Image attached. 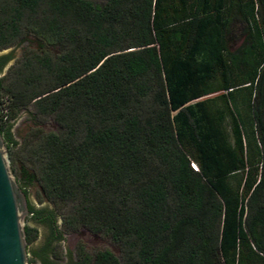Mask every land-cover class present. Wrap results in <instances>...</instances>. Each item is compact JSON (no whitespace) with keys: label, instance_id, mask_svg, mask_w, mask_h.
I'll use <instances>...</instances> for the list:
<instances>
[{"label":"trees","instance_id":"1","mask_svg":"<svg viewBox=\"0 0 264 264\" xmlns=\"http://www.w3.org/2000/svg\"><path fill=\"white\" fill-rule=\"evenodd\" d=\"M28 36L42 51L0 80V132L24 192L70 208L30 207L50 229L31 250L27 225L31 264L79 228L121 256L76 264H264V0H0V53ZM30 108L60 130L21 145Z\"/></svg>","mask_w":264,"mask_h":264},{"label":"rangeland","instance_id":"2","mask_svg":"<svg viewBox=\"0 0 264 264\" xmlns=\"http://www.w3.org/2000/svg\"><path fill=\"white\" fill-rule=\"evenodd\" d=\"M90 1L95 2L99 5H103L107 0H90ZM27 40L29 41L31 39L28 38ZM34 40L37 42L38 46H31L24 48L22 55L13 65L18 64V62L21 61L24 55H26L27 53H32V52L39 53L40 51H42L41 43L37 39ZM43 50H47L53 54L59 53L58 48L47 47L44 48ZM9 71L10 69L3 75L1 79H4L6 76H8ZM23 112L24 111L19 113L16 120L20 117V115ZM27 113L28 115H26L20 122H18L16 130L14 132L15 139L21 145L24 144L25 139L29 137L33 129L34 131L41 130L42 132L45 133L59 132L60 130L59 126L52 119H43L39 116L36 115L34 116L32 114L34 113L32 108H30V110H27ZM16 120L13 121V124L16 122ZM25 188L29 190L31 201L38 210L53 211L58 215L59 218H61L63 215L67 214V212L70 209L69 205L66 203L50 201L43 194V191L38 183H33L29 186H26ZM61 221L62 220L59 219L60 222L59 226H61ZM29 226L36 228L38 231V238L36 242L33 245H31L30 248L31 250H38L43 246L45 242L46 236L49 231L48 226L33 221H29ZM60 231L62 232L63 228L60 227ZM55 245L59 257L58 264H76L78 262L80 246H84L85 250L91 255H94L100 251L109 250L114 252L118 257L121 256L120 246L115 244L110 236H107L105 234H94L86 228H79L77 231H67L64 234V240L62 242L56 243ZM30 259L31 260L33 259L31 255H30ZM33 264H41V262L35 261Z\"/></svg>","mask_w":264,"mask_h":264},{"label":"water","instance_id":"3","mask_svg":"<svg viewBox=\"0 0 264 264\" xmlns=\"http://www.w3.org/2000/svg\"><path fill=\"white\" fill-rule=\"evenodd\" d=\"M31 46H38L34 39L0 53V56L12 55L11 61L0 71V80L22 55L23 49ZM26 115L24 110L14 123L13 133ZM29 216L27 195L18 183L9 148L0 132V264H31L26 232Z\"/></svg>","mask_w":264,"mask_h":264},{"label":"flooded vegetation","instance_id":"4","mask_svg":"<svg viewBox=\"0 0 264 264\" xmlns=\"http://www.w3.org/2000/svg\"><path fill=\"white\" fill-rule=\"evenodd\" d=\"M28 38H29V39H36V38L33 37V36H28ZM26 43H28V40L25 39V38H23V39L21 38V39L17 40L16 43H14V44H12L10 47H8L7 49L12 48V47L17 46V45H19V46H23V45H25ZM11 58H12V55H11ZM25 190H26V193H27L26 195H27V198H28L29 209H30V207L36 209V207L33 205L32 201H31L29 190H28L27 188H25ZM36 210H38V209H36ZM30 211H31V210H30ZM34 213H35V212L32 211V214H30V216L28 217V219H27V225H29V221L39 222L38 220L35 219V215H34ZM39 223H40V222H39ZM48 229H49V227H48ZM49 237H50V229H49V231H48V234H47V236H46V239H45V242H44L43 246L48 242ZM43 246H42V247H43Z\"/></svg>","mask_w":264,"mask_h":264}]
</instances>
